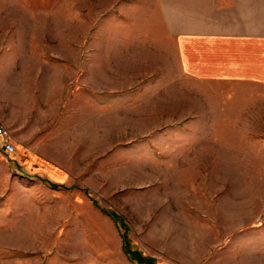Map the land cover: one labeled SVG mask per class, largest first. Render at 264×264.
<instances>
[{
    "label": "rangeland",
    "instance_id": "1",
    "mask_svg": "<svg viewBox=\"0 0 264 264\" xmlns=\"http://www.w3.org/2000/svg\"><path fill=\"white\" fill-rule=\"evenodd\" d=\"M158 9L0 0V264H264V73H185Z\"/></svg>",
    "mask_w": 264,
    "mask_h": 264
},
{
    "label": "crops",
    "instance_id": "2",
    "mask_svg": "<svg viewBox=\"0 0 264 264\" xmlns=\"http://www.w3.org/2000/svg\"><path fill=\"white\" fill-rule=\"evenodd\" d=\"M158 5L185 73L224 79L264 73V0H158Z\"/></svg>",
    "mask_w": 264,
    "mask_h": 264
},
{
    "label": "built area",
    "instance_id": "3",
    "mask_svg": "<svg viewBox=\"0 0 264 264\" xmlns=\"http://www.w3.org/2000/svg\"><path fill=\"white\" fill-rule=\"evenodd\" d=\"M3 133H4V130L0 128V134H3ZM3 150H4L5 153H11L12 152V147L7 142H4Z\"/></svg>",
    "mask_w": 264,
    "mask_h": 264
},
{
    "label": "trees",
    "instance_id": "4",
    "mask_svg": "<svg viewBox=\"0 0 264 264\" xmlns=\"http://www.w3.org/2000/svg\"><path fill=\"white\" fill-rule=\"evenodd\" d=\"M132 255L136 258V260H139V262L144 260L138 253H133Z\"/></svg>",
    "mask_w": 264,
    "mask_h": 264
}]
</instances>
